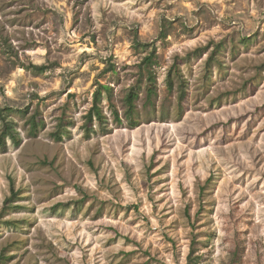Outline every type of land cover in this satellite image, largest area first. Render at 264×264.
Returning a JSON list of instances; mask_svg holds the SVG:
<instances>
[{
  "label": "rangeland",
  "instance_id": "obj_1",
  "mask_svg": "<svg viewBox=\"0 0 264 264\" xmlns=\"http://www.w3.org/2000/svg\"><path fill=\"white\" fill-rule=\"evenodd\" d=\"M5 107L0 264H264V0H0Z\"/></svg>",
  "mask_w": 264,
  "mask_h": 264
},
{
  "label": "trees",
  "instance_id": "obj_2",
  "mask_svg": "<svg viewBox=\"0 0 264 264\" xmlns=\"http://www.w3.org/2000/svg\"><path fill=\"white\" fill-rule=\"evenodd\" d=\"M152 60H153V57L148 56L146 58L145 64L151 63ZM35 68H36V70L43 72L44 70L47 69V66L41 65V66H35ZM149 80H150V82L154 81V77L152 75H150ZM170 86L173 87V80L172 79L170 80ZM102 88L107 89L108 86L101 85L97 89V91L95 92L94 104H93V107L91 108L89 115H88V119L90 121H93L95 118L99 122H103V120H104V113H103V110L101 107L102 95H103ZM139 89H140V85L133 87L126 97V103L128 105L127 115L130 119L133 118L134 108H135L134 102H135V99L139 96ZM150 90H152V88H150ZM8 112H14V108H12V107L0 108V120L2 121V130H1V134H0V144L3 145L4 148H6V146H7L8 138H11L14 143H17V144L20 143L18 133L14 129L12 122L9 120V115L7 114ZM117 118H118V120H121L119 117V114H117ZM31 123L34 126V128L37 127V125H38L37 124L38 122L36 121L35 117L31 120Z\"/></svg>",
  "mask_w": 264,
  "mask_h": 264
}]
</instances>
